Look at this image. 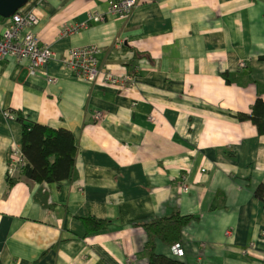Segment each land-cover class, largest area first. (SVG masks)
I'll return each mask as SVG.
<instances>
[{
  "label": "crops",
  "instance_id": "1",
  "mask_svg": "<svg viewBox=\"0 0 264 264\" xmlns=\"http://www.w3.org/2000/svg\"><path fill=\"white\" fill-rule=\"evenodd\" d=\"M111 1L120 0H30L20 10L39 18L33 30L55 52L49 71L60 80L30 76L27 60L0 62V264H149L143 224L176 211L193 216L186 263L264 264V135L237 118L264 100V0H139L127 17ZM6 27L0 18V35ZM89 45L100 50L97 82L61 63ZM108 71L133 81L102 84ZM7 111L71 131L78 178L9 188L24 128ZM88 217L110 225L89 232ZM171 248L155 242L160 255Z\"/></svg>",
  "mask_w": 264,
  "mask_h": 264
},
{
  "label": "trees",
  "instance_id": "2",
  "mask_svg": "<svg viewBox=\"0 0 264 264\" xmlns=\"http://www.w3.org/2000/svg\"><path fill=\"white\" fill-rule=\"evenodd\" d=\"M10 113L13 119L17 117L23 123L19 155L24 162L23 164L14 162V152L10 155V171L14 170L17 177L9 179V188L22 178L40 185L75 181L78 178L76 168L78 145L74 134L67 129H55L42 124L27 125L21 113L14 112L15 115L12 111ZM237 118L242 122L251 121L259 133L264 135V100L258 98L252 106L251 113H238ZM256 194L259 198H264V185L258 188ZM192 219L193 216L182 215L176 211L172 215L155 218L143 224L149 235L147 244L149 264H188L182 257L174 256L172 253L168 256L156 253L155 242L160 240L169 246L181 243L183 229ZM84 222L89 232L99 231L110 225V221L95 217H88Z\"/></svg>",
  "mask_w": 264,
  "mask_h": 264
},
{
  "label": "built area",
  "instance_id": "3",
  "mask_svg": "<svg viewBox=\"0 0 264 264\" xmlns=\"http://www.w3.org/2000/svg\"><path fill=\"white\" fill-rule=\"evenodd\" d=\"M139 4V0H120L118 2H110L109 11L121 17L129 16L135 7ZM96 22L102 21L104 18L101 16H94ZM39 18L35 13H21L14 14L7 21V27L0 35V62L13 59L17 61H29V74L34 78L49 83L56 84L59 78L50 74L49 65L55 60V52L51 46L42 44L39 37L34 32L33 28L39 24ZM83 26H87L84 24ZM68 29L70 27H67ZM65 34H74L78 28L67 30ZM72 28V27H71ZM100 50L96 45H89L84 47L72 48L69 51V56L61 59V63L65 68L70 71L74 76L84 78L88 82L98 80L102 73L98 60ZM103 84L111 87H116L119 90L127 89L128 83L133 81L131 74L127 72L108 71L104 73L101 80ZM130 81V82H129ZM7 117L13 119L10 111L6 112ZM94 118L98 122L104 121L107 114L101 111L94 113ZM14 162L23 164V159L20 158L19 153L14 154ZM184 192L189 191V185L182 183ZM229 234V231L227 232ZM172 253L177 257L184 256V250L180 243L175 244L171 248Z\"/></svg>",
  "mask_w": 264,
  "mask_h": 264
},
{
  "label": "water",
  "instance_id": "4",
  "mask_svg": "<svg viewBox=\"0 0 264 264\" xmlns=\"http://www.w3.org/2000/svg\"><path fill=\"white\" fill-rule=\"evenodd\" d=\"M30 0H0V17L8 19L14 14L20 13V10L29 2ZM28 125H32L27 122Z\"/></svg>",
  "mask_w": 264,
  "mask_h": 264
},
{
  "label": "rangeland",
  "instance_id": "5",
  "mask_svg": "<svg viewBox=\"0 0 264 264\" xmlns=\"http://www.w3.org/2000/svg\"><path fill=\"white\" fill-rule=\"evenodd\" d=\"M8 19H9V18H8ZM8 19H7V20H8ZM68 27H70V28L68 29V28L66 27L67 30H70V31L72 30V31H73V29H75V28H78V30H79V28L84 27V26H83V25H82V26H76V25H74V26H68ZM71 27H72V28H71ZM78 30H77V31H78ZM77 31H75V32H77ZM93 81H94V82H97L98 80H93ZM129 82H130V81H129ZM131 83H132V82H130V83H128V84L131 85ZM102 84H103V82H102Z\"/></svg>",
  "mask_w": 264,
  "mask_h": 264
},
{
  "label": "clouds",
  "instance_id": "6",
  "mask_svg": "<svg viewBox=\"0 0 264 264\" xmlns=\"http://www.w3.org/2000/svg\"><path fill=\"white\" fill-rule=\"evenodd\" d=\"M181 244V243H180ZM171 253H172V251H171ZM173 254V253H172ZM174 255V254H173ZM175 256V255H174Z\"/></svg>",
  "mask_w": 264,
  "mask_h": 264
}]
</instances>
